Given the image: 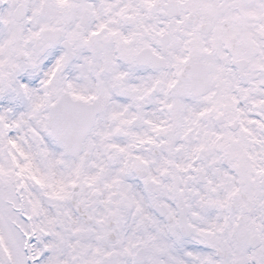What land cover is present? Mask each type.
I'll use <instances>...</instances> for the list:
<instances>
[{
  "label": "snow or ice",
  "instance_id": "obj_1",
  "mask_svg": "<svg viewBox=\"0 0 264 264\" xmlns=\"http://www.w3.org/2000/svg\"><path fill=\"white\" fill-rule=\"evenodd\" d=\"M0 264H264V0H0Z\"/></svg>",
  "mask_w": 264,
  "mask_h": 264
}]
</instances>
